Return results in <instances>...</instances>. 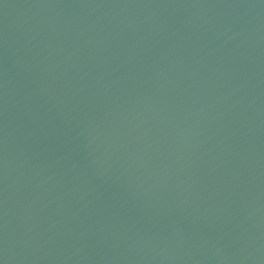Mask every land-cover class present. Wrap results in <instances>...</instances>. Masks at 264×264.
<instances>
[{"label":"water","instance_id":"1","mask_svg":"<svg viewBox=\"0 0 264 264\" xmlns=\"http://www.w3.org/2000/svg\"><path fill=\"white\" fill-rule=\"evenodd\" d=\"M0 264H264V0H0Z\"/></svg>","mask_w":264,"mask_h":264}]
</instances>
